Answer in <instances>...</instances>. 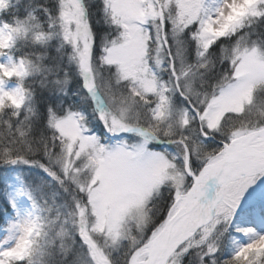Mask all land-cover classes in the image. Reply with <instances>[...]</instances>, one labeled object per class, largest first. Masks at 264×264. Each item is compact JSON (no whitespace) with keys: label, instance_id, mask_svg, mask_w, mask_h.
<instances>
[{"label":"snow or ice","instance_id":"snow-or-ice-1","mask_svg":"<svg viewBox=\"0 0 264 264\" xmlns=\"http://www.w3.org/2000/svg\"><path fill=\"white\" fill-rule=\"evenodd\" d=\"M0 264H264V0H0Z\"/></svg>","mask_w":264,"mask_h":264},{"label":"trees","instance_id":"trees-1","mask_svg":"<svg viewBox=\"0 0 264 264\" xmlns=\"http://www.w3.org/2000/svg\"><path fill=\"white\" fill-rule=\"evenodd\" d=\"M28 0H23L24 4H27ZM42 0H33V6L37 3H41ZM23 7V5H22ZM21 14H23L21 12ZM50 53V59L47 61L50 64H56L58 63V56L59 53L55 52L54 49L49 50ZM63 75V73H61ZM50 81V80H49ZM75 84L70 85L68 88V95L63 96V95H50V90L54 89V86L51 85L50 83L48 84L47 88L41 89L37 88V100L40 102V107L41 110L43 111L45 108V105L48 101H51L53 105L60 103L63 101L64 105L70 104V103H79V100L77 97L73 96L72 93L74 91Z\"/></svg>","mask_w":264,"mask_h":264},{"label":"rangeland","instance_id":"rangeland-1","mask_svg":"<svg viewBox=\"0 0 264 264\" xmlns=\"http://www.w3.org/2000/svg\"><path fill=\"white\" fill-rule=\"evenodd\" d=\"M55 51V50H54ZM49 80H51L52 79V77L50 76L49 78H48ZM37 88H40L39 86H37Z\"/></svg>","mask_w":264,"mask_h":264}]
</instances>
